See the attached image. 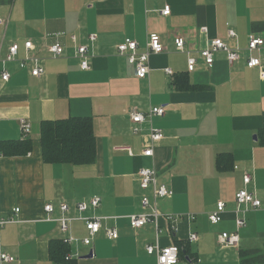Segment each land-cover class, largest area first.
Returning <instances> with one entry per match:
<instances>
[{
  "label": "crops",
  "instance_id": "crops-1",
  "mask_svg": "<svg viewBox=\"0 0 264 264\" xmlns=\"http://www.w3.org/2000/svg\"><path fill=\"white\" fill-rule=\"evenodd\" d=\"M166 6L171 14L162 16ZM0 13L5 22L0 26V214L10 217L20 209L16 222L1 233L0 257L7 253L14 261L0 264H54L51 242L69 235L76 240L69 255L77 264H158L146 251L156 244L178 247L179 264H264V77L259 68L247 66L250 56L264 58V48L247 50L252 38L264 40V0H0ZM231 31L236 37L229 38ZM53 34H63L66 50L58 58L48 53ZM151 34L160 36L165 51L150 57L149 77L138 79L117 47L131 38L144 51ZM91 35L97 36L94 45ZM72 36L89 45V70L81 69ZM177 38L185 40L184 52L177 50ZM215 39L240 49L241 59L231 64L219 52L207 65L199 53ZM27 42L34 45L29 55L41 59L39 77L32 66L20 68ZM14 44L18 58L5 66L11 77L4 82L2 61ZM189 57L197 60L193 72ZM181 74L200 88L180 91L175 76ZM152 107H163L165 115L132 123L131 110L147 113ZM71 117L91 118L96 160L45 163L41 124ZM23 120L32 127L27 137ZM152 128L163 130L164 138L147 157ZM25 138L32 140V151L5 153L6 143ZM127 146L134 156L114 150ZM142 169L155 170L159 185L174 193L157 200L163 215L159 239L154 225L133 229L130 224L131 215L149 212L143 197L156 203L151 189L141 187ZM246 174L252 177L247 189L262 207L241 213L246 225L238 231L235 197L245 188ZM96 197L100 206L86 215L116 219L103 222L90 246L83 243L88 237L83 222H74L66 235L59 223L45 221L47 204L54 206V218L62 217L61 204L76 217L77 205ZM220 202L226 209L215 225L209 215ZM106 228H116L119 238L109 239ZM226 233H238L239 244L221 246L218 237ZM193 234L198 242L189 241ZM243 254L256 260L244 263Z\"/></svg>",
  "mask_w": 264,
  "mask_h": 264
},
{
  "label": "built area",
  "instance_id": "built-area-1",
  "mask_svg": "<svg viewBox=\"0 0 264 264\" xmlns=\"http://www.w3.org/2000/svg\"><path fill=\"white\" fill-rule=\"evenodd\" d=\"M162 16H169L171 14L170 6H166L164 10L160 12ZM4 20L1 18L0 13V26L4 25ZM63 34H53L50 37L53 41L48 46V53L52 58H58L65 54V46L63 45L61 38ZM236 37V34L231 31L229 32V38ZM72 42L74 43L75 56L80 61L81 69L89 70V58L91 56L89 45H82L78 43L77 37H71ZM89 41L92 45L97 42V36H89ZM175 46L177 50L184 52L185 51V40L183 38H177L175 40ZM264 48V40L261 38H252L248 44V52L261 53ZM26 57L20 62V68L25 69L28 66H32V75L34 77H39L44 73V69L41 66V59L38 57H31L29 54L34 50V45L31 42L26 43ZM140 44L131 39L126 38L120 45L117 47V52L119 55L126 57L131 65L135 67L136 77L138 79H147L150 74V57L153 55L162 54L165 51V48L162 44L161 38L158 34H151L148 37L147 43L145 44L144 51H141ZM219 52H224L227 55L228 61L231 64L239 61L241 59V50L236 48H230L228 44L221 40L215 39L209 43L206 49L200 51V56L207 65L212 66L215 61V55ZM19 54V46L14 44L10 47L9 53L5 59H3L2 64L4 70L2 71L1 77L4 82L10 80V74L5 68L8 63L17 61ZM1 62V61H0ZM197 60L193 57L188 59V70L193 72L195 70ZM247 66L249 68H259L261 70V76L264 77V58L252 57L250 56L247 61ZM167 75L173 76V72L170 69L166 70ZM165 115V109L163 107H152L149 112L143 113L135 109L130 111V117L132 123L135 125L142 124L145 121L152 120L153 117L159 116L162 117ZM22 133L27 137L31 130V124L22 121L21 122ZM135 132L138 131V128L135 127ZM164 138V132L161 129H151L150 140L151 145L144 151L143 155L147 157L154 156V144L159 143ZM116 151H125L128 152L130 156H134V152L131 147H116ZM139 177L141 180V187L144 190L151 189L153 193V198L156 203L152 204L151 199L148 197H143L142 206L144 209L149 210V212L131 215L129 217L130 224L133 229H140L148 224H152L156 228L157 239L160 235V218L163 216L157 207V200L159 199H171L174 195L173 190L168 189L164 185H159L157 173L152 169H142L139 172ZM244 186L243 190H240L235 197L237 209V230L240 231L245 227L246 222L240 218V214L243 212H248L249 210H259L262 207L261 201L257 198L254 193H251L247 188L252 183V177L249 174L244 176ZM101 204V199L96 197L93 198L90 203H79L77 205V216L70 217L69 206L66 204L60 205V211L62 212V217L54 218L53 214L55 213V208L51 204H47L44 208L46 214V222H57L60 224L61 231L66 235L71 231V225L74 222L81 221L86 226L88 231V237L83 240V243L87 246L92 244V240L97 236L102 230V224L104 221L109 219H116L114 217H89L86 215L87 211L90 209H97ZM226 204L220 202L217 206V210L209 215V220L212 224H219L222 221V215L225 212ZM20 213V209H14L10 217H3L0 214V245H1V233L4 227L8 224L15 223V216ZM168 216V215H167ZM169 219H173V216H168ZM191 221L195 220L194 215H190ZM173 229V227H172ZM106 236L111 240H116L119 238V233L116 228H106ZM199 237L196 234L190 236L189 241L191 243L198 242ZM64 242L70 246L73 245L76 240L71 236L64 238ZM240 242V237L238 233L234 234H222L218 237V243L223 247L237 246ZM146 251L149 255L156 256L158 264H179L180 261V251L176 246L162 247L159 244L149 245L146 248ZM67 259H73L72 255H68ZM1 263H11L14 259L7 253H2L0 257Z\"/></svg>",
  "mask_w": 264,
  "mask_h": 264
},
{
  "label": "trees",
  "instance_id": "trees-1",
  "mask_svg": "<svg viewBox=\"0 0 264 264\" xmlns=\"http://www.w3.org/2000/svg\"><path fill=\"white\" fill-rule=\"evenodd\" d=\"M180 91H193L200 87L189 84L184 74L175 76ZM43 160L47 164L85 165L93 163L97 158V141L93 131L91 118L71 117L64 120L44 121L41 124ZM6 154L27 153L33 150L32 140L25 138L22 142H10L4 145ZM0 144V150H1ZM178 246L181 245L178 243ZM71 249L64 240H53L49 247L50 258L54 264H77L76 259H67ZM243 261L253 262L243 254ZM264 259V258H263ZM264 262V260H263Z\"/></svg>",
  "mask_w": 264,
  "mask_h": 264
},
{
  "label": "water",
  "instance_id": "water-1",
  "mask_svg": "<svg viewBox=\"0 0 264 264\" xmlns=\"http://www.w3.org/2000/svg\"><path fill=\"white\" fill-rule=\"evenodd\" d=\"M91 257H92V255L89 256V258H91Z\"/></svg>",
  "mask_w": 264,
  "mask_h": 264
}]
</instances>
